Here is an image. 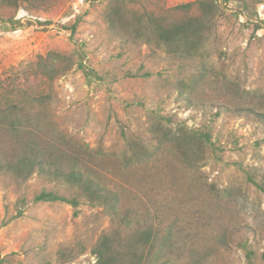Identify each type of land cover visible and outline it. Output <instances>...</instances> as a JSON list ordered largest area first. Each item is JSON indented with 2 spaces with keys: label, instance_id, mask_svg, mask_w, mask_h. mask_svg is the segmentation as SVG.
Listing matches in <instances>:
<instances>
[{
  "label": "rangeland",
  "instance_id": "rangeland-1",
  "mask_svg": "<svg viewBox=\"0 0 264 264\" xmlns=\"http://www.w3.org/2000/svg\"><path fill=\"white\" fill-rule=\"evenodd\" d=\"M215 2L207 40L191 59L156 42L122 47L106 19L108 0H65L40 15L0 9V73L54 48L73 52L69 27L77 24L75 40L101 78L89 83L79 69L57 78L54 119L76 142L102 150L99 169L111 190L132 204L142 199L155 226L172 232L173 247L154 264H264V120L238 112L236 100L222 106L224 94L241 103L244 92L264 96V0ZM157 113L189 127L212 125L220 151L176 163L178 177L160 154L127 167L121 124L154 152L149 126ZM54 187L35 174L21 191L0 177V253L23 264H57L61 245L82 244L86 251L71 264H94L92 246L119 225L103 207L83 203L76 216L66 202H30L15 216L22 194L31 200Z\"/></svg>",
  "mask_w": 264,
  "mask_h": 264
},
{
  "label": "trees",
  "instance_id": "trees-1",
  "mask_svg": "<svg viewBox=\"0 0 264 264\" xmlns=\"http://www.w3.org/2000/svg\"><path fill=\"white\" fill-rule=\"evenodd\" d=\"M64 1L0 0V9L16 13L22 8L40 15ZM217 12L215 0H190L170 6L167 0H108L106 19L124 48L139 41L156 42L174 56L191 59L205 44ZM10 22L15 23L13 17ZM69 30L76 44L73 52L54 48L0 73V177L8 176L21 191L35 174L55 186L41 189L31 200L22 194L16 217L30 202L61 201L70 204L76 216L86 203L101 206L118 218L119 225L102 233L92 246L94 264H154L160 258L157 253L173 247L172 232L163 233L155 226L145 214L142 199L137 197L139 201L132 204L111 190L99 169L105 161L99 154L102 150L94 151L87 144L76 142L54 119L57 78L72 69L81 70L89 83L101 78L87 62L84 44L75 40L77 24L73 23ZM190 87L195 93L197 86ZM241 96L246 103L224 94L222 106L229 108L228 104L236 100L238 112L264 120V96L250 92ZM149 130L158 142L154 152L141 135L121 124L125 141L122 159L127 167L160 154L166 161L165 168L173 172L171 176L178 177L173 171L176 163L195 164L208 150L215 155L221 149L213 126L208 123L189 127L172 115L157 113L152 115ZM85 251L82 244H63L56 253L57 264H71ZM0 264L23 263L0 253Z\"/></svg>",
  "mask_w": 264,
  "mask_h": 264
}]
</instances>
